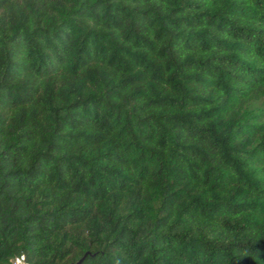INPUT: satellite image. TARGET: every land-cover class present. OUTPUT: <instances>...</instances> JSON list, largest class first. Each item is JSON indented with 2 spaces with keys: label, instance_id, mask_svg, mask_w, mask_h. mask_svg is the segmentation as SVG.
<instances>
[{
  "label": "trees",
  "instance_id": "trees-1",
  "mask_svg": "<svg viewBox=\"0 0 264 264\" xmlns=\"http://www.w3.org/2000/svg\"><path fill=\"white\" fill-rule=\"evenodd\" d=\"M88 250L264 264V0H0V264Z\"/></svg>",
  "mask_w": 264,
  "mask_h": 264
},
{
  "label": "water",
  "instance_id": "water-1",
  "mask_svg": "<svg viewBox=\"0 0 264 264\" xmlns=\"http://www.w3.org/2000/svg\"><path fill=\"white\" fill-rule=\"evenodd\" d=\"M96 254L97 253H93L92 251L88 250L77 261H72L69 264H83L88 256H94Z\"/></svg>",
  "mask_w": 264,
  "mask_h": 264
},
{
  "label": "rangeland",
  "instance_id": "rangeland-1",
  "mask_svg": "<svg viewBox=\"0 0 264 264\" xmlns=\"http://www.w3.org/2000/svg\"><path fill=\"white\" fill-rule=\"evenodd\" d=\"M72 261H74V260H69V261L66 262V264H69V263L72 262ZM20 262H22V258H20V259H16V263H20ZM23 264H24V263H23Z\"/></svg>",
  "mask_w": 264,
  "mask_h": 264
}]
</instances>
